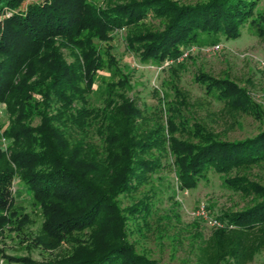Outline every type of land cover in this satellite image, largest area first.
Listing matches in <instances>:
<instances>
[{"label":"trees","instance_id":"obj_1","mask_svg":"<svg viewBox=\"0 0 264 264\" xmlns=\"http://www.w3.org/2000/svg\"><path fill=\"white\" fill-rule=\"evenodd\" d=\"M259 1L124 0L102 7L94 0H0V102L14 104L13 121L0 129V135L19 142L12 158L47 214L43 224L50 236L61 240L91 229L89 238L66 256L36 264H168L138 251L127 237V215L147 214L149 203L139 198L123 206L119 200L122 194L140 191L167 166L182 188L196 186L213 170L230 188L250 196L242 207L216 215L227 225L212 226L198 244L199 263L244 264L264 247V183L246 172L264 163V127L225 138L181 112L187 101L176 88L181 107L173 106L170 116L177 114L179 119L168 117L166 122L147 119L143 107L123 92L118 101L112 97L101 108L102 152L87 148L86 141L71 145L66 134L70 124H87L85 93L98 68L115 64L109 46L99 44L110 39V31L132 26L129 34L141 48V59L160 64L177 58L182 46L201 33L236 37L246 22L253 32L264 34ZM151 14L163 17L160 27L142 25ZM58 39L71 50L73 61L63 57L55 45ZM44 48L43 71L37 72L32 58ZM195 78L228 108L262 116L260 103L228 74L199 70ZM52 101L58 102L54 108ZM36 116L39 121L33 124ZM13 177L11 170L0 169V227L12 219L8 210ZM9 257L30 261L24 255Z\"/></svg>","mask_w":264,"mask_h":264},{"label":"rangeland","instance_id":"obj_2","mask_svg":"<svg viewBox=\"0 0 264 264\" xmlns=\"http://www.w3.org/2000/svg\"><path fill=\"white\" fill-rule=\"evenodd\" d=\"M94 1L105 7L124 0ZM258 6L264 8V0H260ZM163 21V17L151 14L142 25L157 28ZM129 27L113 29L109 40L99 42L101 46H109L116 67L112 64L98 68L93 83L85 93L90 111L86 118L87 124L83 127L68 125L66 134L71 145L86 141L87 148L100 149L102 152L104 133L100 132L99 126L103 121L101 108L104 109L112 97L117 101L121 99V92L142 106L144 115L152 122H166L168 117L179 119L177 114L170 116L175 111L172 107L180 106L177 88L187 101L185 107L180 106L181 109H178L185 116L192 114V118L202 121L225 138L243 137L264 127V34L253 32L246 22L236 37H227L223 32L201 33L195 42L182 46L183 49L190 47L182 59L171 58L170 61L167 58L169 61L165 62V58L156 64L141 59V48H137L138 42L131 41L129 33L132 26ZM216 43L218 47L214 46ZM55 45L67 61L74 60L73 53L60 39ZM46 51L44 48L32 58L37 72L43 71L40 55ZM104 57L107 58L106 55ZM25 68L24 64L20 76L24 74ZM199 70L216 76L226 73L244 85L252 98L260 103L262 116L257 118L251 113L228 108L224 100L206 93L195 78ZM120 72L125 74L124 77L132 86L126 84ZM75 103L81 105L80 101ZM57 105V101H52L53 108ZM13 109L12 101L0 102V129L13 121ZM38 121L36 116L31 122L36 124ZM174 133L177 135L179 132ZM18 146L19 142L4 134L0 135V169L11 170L14 174L13 204L8 210L12 219L0 227V264H36L58 260L70 253L78 243L86 241L91 229L74 231L61 240L50 236L43 224L47 214L42 210L40 201L33 198L32 192L21 180L22 168L12 158V151ZM104 156L103 153L102 158ZM104 172L106 169H103ZM246 172L250 178L264 183V163L254 165ZM139 198L149 203V212L145 215H127V237L138 251L168 264H201L196 260L198 244L212 230L211 224L195 214L201 202L205 203L212 216L250 202V196L230 188L223 177L213 170L196 186L182 188L168 166L161 170L160 176L146 182L140 191L122 194L119 200L121 205L126 206ZM67 206L71 207L69 204ZM13 255H24L30 261L9 257ZM244 264H264V247Z\"/></svg>","mask_w":264,"mask_h":264},{"label":"built area","instance_id":"obj_3","mask_svg":"<svg viewBox=\"0 0 264 264\" xmlns=\"http://www.w3.org/2000/svg\"><path fill=\"white\" fill-rule=\"evenodd\" d=\"M215 47H218V44H214ZM190 50V47L183 49L182 53L176 58V59H182L184 56L188 54V51ZM170 61L172 60L171 58L169 59ZM168 59L165 61H169ZM195 214L207 221L209 224L212 226H226L227 223L217 216H212L209 214L207 211L206 205L204 202H201L198 206V208L195 211ZM232 224H228V226H231Z\"/></svg>","mask_w":264,"mask_h":264}]
</instances>
